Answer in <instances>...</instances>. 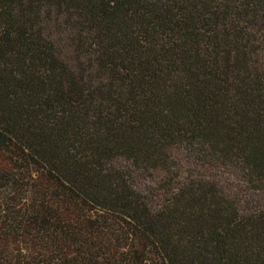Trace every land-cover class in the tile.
Segmentation results:
<instances>
[{
    "label": "trees",
    "instance_id": "trees-1",
    "mask_svg": "<svg viewBox=\"0 0 264 264\" xmlns=\"http://www.w3.org/2000/svg\"><path fill=\"white\" fill-rule=\"evenodd\" d=\"M0 264H264V0H0Z\"/></svg>",
    "mask_w": 264,
    "mask_h": 264
}]
</instances>
